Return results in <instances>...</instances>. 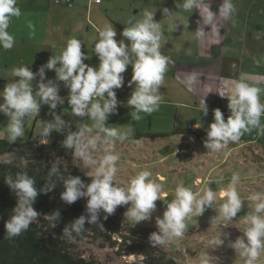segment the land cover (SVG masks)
<instances>
[{
    "label": "rangeland",
    "instance_id": "obj_1",
    "mask_svg": "<svg viewBox=\"0 0 264 264\" xmlns=\"http://www.w3.org/2000/svg\"><path fill=\"white\" fill-rule=\"evenodd\" d=\"M52 1L53 6L40 5L47 13V19L41 17L43 21L39 22L37 17L22 11L19 18H12V27L8 31L14 36L15 43L9 50L0 48V91L7 83L13 82L11 70L14 67L26 65L36 72L52 55H60L71 38L80 39L82 51L90 56L85 63L98 66L94 43L105 24L113 25L119 41L125 39L121 32L124 27L131 26L129 21L141 19L145 10L155 12L154 19L161 24L163 31L160 51L170 60L164 82L159 88L160 106L151 115L141 113L143 118L140 121L131 119L130 112L134 109L127 106V99L135 85L128 84L132 76V66L129 65L123 73L124 86L115 90L120 102L117 113L110 115L106 121V126L128 133L125 140H116L112 148L119 155L116 181L126 188L130 179L140 171L148 170L152 173L150 179L161 184L167 195L156 201L151 219L137 224L158 230L156 218L162 217L166 209L164 200H174L178 184H183L198 195H202L206 188H212L217 194L214 207L218 209L224 202L219 192L229 186L233 174H238L236 189L244 202L231 223L224 226L218 211L207 208L203 215H191L186 220L187 228L183 237L170 240L165 248L183 264H245L244 258L229 246V241L243 235L247 227L246 217L253 212L252 196L264 194V135H258L254 129L219 151L208 150L204 141L206 131L214 119L213 110L219 108L225 119L231 114L226 96L221 98L219 92L230 95L238 81L264 89V0H232L236 11L229 20H223L217 14L212 29L218 28V33L223 37L220 41L222 53L218 56L221 64L218 66L209 55L201 56L195 35L196 9L184 11V0H101L102 3L83 0L85 10H63ZM219 1L221 5L222 0H209V10ZM16 6L20 10L25 8L19 0H16ZM165 7L172 12L171 17L163 16L162 9ZM170 20L178 24L173 32L169 31ZM29 21L35 26L34 32L28 28ZM46 22L50 30H47ZM51 26L54 30H51ZM44 40L49 44L46 45ZM191 65L193 71L185 72ZM214 65L218 69L216 76L222 77L221 84H214V79L208 76L209 68ZM191 74L197 77L194 83H189L187 79ZM46 79H55V71L46 69ZM36 83L34 80V91ZM60 95L65 98V103L58 105L54 110L56 114L61 115L77 131L93 126L94 122L89 117L71 115L67 102L68 89L63 82H60ZM260 98L264 102V92ZM203 99L208 107L207 116L200 112ZM51 119L53 116L49 114V107L42 105L38 116L25 118V135L16 142H25L30 136L36 138L39 135V123ZM261 122L264 123V117ZM7 123L8 118L0 113V137L5 140ZM90 135L103 137L104 134L93 128ZM194 137L200 139L196 141ZM104 147L106 145L101 144L93 153L97 161L102 157ZM3 159L5 157L0 155V160ZM77 161L86 173L92 171L85 170L88 168ZM123 206V220L134 223L125 215L129 205ZM219 238L224 240V244L216 247L211 242ZM81 251L87 259L97 260L100 264L137 262L136 256L118 255L114 249L99 247L89 241L82 242ZM254 264H264V252Z\"/></svg>",
    "mask_w": 264,
    "mask_h": 264
},
{
    "label": "clouds",
    "instance_id": "obj_2",
    "mask_svg": "<svg viewBox=\"0 0 264 264\" xmlns=\"http://www.w3.org/2000/svg\"><path fill=\"white\" fill-rule=\"evenodd\" d=\"M202 3L203 0H184L182 8L184 11L199 10ZM235 11L232 0H222L218 14L223 20H229ZM154 13L145 10L141 19L129 21L131 26L124 27L121 32L127 43L125 39H116L117 32L112 24H105L94 43L98 66L85 63L90 56L82 51L80 39L71 38L60 55H52L36 72L26 65L14 67L11 70L13 82L7 83L0 91V113L8 118V143H15L23 138L25 118L38 116L41 106L47 105L53 119L39 123V135L49 137L53 131L62 133L68 128L62 146L72 150L73 157L81 161L84 168L93 169L85 173L91 178L89 183H85L79 175L65 177L60 170L59 161H53L47 173L48 183L39 189V193L51 191L56 186L53 180L55 177L63 182L64 191L60 197L65 203L72 204L80 198H87L85 213L66 224L62 231L63 236L73 243L85 230L86 224H94L102 231L105 230L101 213L105 214L103 219L107 220L118 206L129 205L125 215L135 224L151 219L156 201L167 195L161 184L150 179L152 173L148 170L140 171L132 177L126 188L119 185L116 181L119 155L112 148L116 140H125L128 133L106 126L109 116L117 113L120 102L115 90L124 86L123 73L129 65L132 66V76L128 84L135 85L127 99V106L134 109L130 112L131 119L140 121L143 118L141 113L151 115L159 109V88L164 82L170 60L160 51L163 31L161 24L154 19ZM162 14L171 17L172 12L165 7ZM20 16L21 10L16 6V0H0V48L3 50L13 48L15 39L8 29L12 18ZM216 16V12L205 9L203 24L213 25ZM177 26L175 20L169 21V31H175ZM28 28L35 31L31 21L28 22ZM195 35L197 38L203 37V29L196 31ZM46 69L55 71V79H46ZM187 79L189 83H194L197 77L191 74ZM34 80L37 81L35 91ZM60 82L68 89L67 102L71 115L89 117L94 122L92 127L72 131L71 124L56 114L54 110L58 105L65 103V98L60 95ZM262 92L264 89L245 81H238L230 95L219 92L221 98L226 96L231 114L225 119L219 108L213 110L214 119L206 131L204 146L210 151H219L254 129L258 135H264V123L261 122L264 117V102L260 98ZM200 112L205 116L208 114L204 99L200 104ZM93 128L103 133V137L90 135ZM101 144L106 147L97 161L93 153ZM5 162L11 163V160ZM4 180L17 198L13 214L5 221L6 237L12 239L27 231L40 215L33 207L39 193L36 181L26 171L18 172L15 176L9 174ZM238 181L239 175L233 174L229 186L219 192V197L224 202L218 209L214 207L217 194L212 188L208 187L202 195H198L183 184H178L174 200H164L166 209L162 217L156 218L158 231L149 235V243L153 247L163 246L172 239L183 237L187 228L186 220L193 214L203 215L207 208L218 211L224 226H228L243 207L244 201L236 189ZM251 199L253 212L246 217L247 227L243 230V235L229 241V246L244 258L245 264H254L264 252V194L257 193ZM48 218L59 221L60 211L54 210ZM211 243L218 247L224 244V240L219 238Z\"/></svg>",
    "mask_w": 264,
    "mask_h": 264
},
{
    "label": "trees",
    "instance_id": "obj_3",
    "mask_svg": "<svg viewBox=\"0 0 264 264\" xmlns=\"http://www.w3.org/2000/svg\"><path fill=\"white\" fill-rule=\"evenodd\" d=\"M71 130L77 131L74 127ZM68 131L65 128L62 133L53 131L49 137L30 136L25 142L11 144L0 139V155L5 157L0 160V264H100L84 256L81 251L84 241L114 249L118 255L136 256V264H183L172 256L165 245L153 247L149 243V235L158 230L123 220L121 214L124 206H118L107 220L103 219L105 214L101 213L103 231L97 225L86 224L74 243L63 236L65 225L85 213L87 198H80L72 204L65 203L60 197L64 191L63 182L55 177V188L46 194L39 193V189L48 183V170L56 160L65 177L79 175L85 183L90 182L91 178L78 165L72 150L62 146ZM7 160H11V163H6ZM21 171H26L36 181L39 194L33 207L40 215L27 231L8 239L5 221L13 214L17 198L4 177L9 174L15 176ZM54 210L60 211L59 221L48 218Z\"/></svg>",
    "mask_w": 264,
    "mask_h": 264
},
{
    "label": "crops",
    "instance_id": "obj_4",
    "mask_svg": "<svg viewBox=\"0 0 264 264\" xmlns=\"http://www.w3.org/2000/svg\"><path fill=\"white\" fill-rule=\"evenodd\" d=\"M21 4L25 5V8H23L21 11L26 14V15H33L34 17H37L38 21H43L41 19V17H45L47 19V13L46 11L40 6L41 4H50L51 6H53V1L52 0H19ZM82 1L83 0H71V6H67L65 7L64 4H58L61 6V9L63 10H68V9H74V8H80V9H83V6H82ZM208 1H204L201 5V8L198 10L196 9V20H195V23H196V31H198L199 29H203L204 31V36L203 37H200V38H197L196 37V40H197V48L199 49V51H201V56L203 55H209L210 57L214 58V61L216 63V65L218 66V64L220 63L221 64V59L220 57H218L219 55L221 56V47H220V41L221 39L223 38L222 37V34H219L218 33V28H216L215 30L212 29V25H204L203 24V21H202V17L204 15V10L205 9H208L209 8L207 7L208 5ZM103 1H101L102 3ZM69 4V5H70ZM63 5V6H62ZM220 1L218 2L217 5L214 4V7L211 11L213 12H216L218 14V10H219V7H220ZM15 18V17H14ZM13 18V20H14ZM13 20L10 21V28L12 27V22ZM45 26H47V30H50V25L48 22L45 23ZM216 27H219V26H216ZM51 30H54L53 29V26H51ZM44 43L46 45H48V41L44 40ZM208 51V52H206ZM206 52V54H205ZM223 58V57H222ZM216 65H214L212 68H209V74L208 76L210 78H213L215 83L214 84H221V79L222 77L221 76H216V72H218V69H216ZM184 68H182L183 70ZM187 71L185 72H192V65L186 69ZM192 70V71H191ZM195 70V69H194ZM184 71V70H183ZM231 86V84H229ZM219 88H220V85H219ZM200 138H203L201 136H199ZM195 138V137H194ZM200 138L196 139L199 140Z\"/></svg>",
    "mask_w": 264,
    "mask_h": 264
},
{
    "label": "built area",
    "instance_id": "obj_5",
    "mask_svg": "<svg viewBox=\"0 0 264 264\" xmlns=\"http://www.w3.org/2000/svg\"><path fill=\"white\" fill-rule=\"evenodd\" d=\"M95 2L99 3L101 2V0H94ZM55 3L57 4H64V5H68L71 3V0H54Z\"/></svg>",
    "mask_w": 264,
    "mask_h": 264
}]
</instances>
